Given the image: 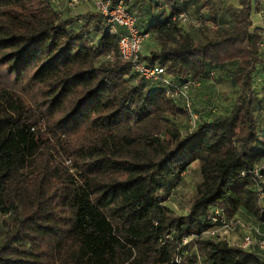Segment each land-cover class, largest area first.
Listing matches in <instances>:
<instances>
[{
  "label": "trees",
  "instance_id": "trees-1",
  "mask_svg": "<svg viewBox=\"0 0 264 264\" xmlns=\"http://www.w3.org/2000/svg\"><path fill=\"white\" fill-rule=\"evenodd\" d=\"M145 1L127 3L139 21L132 5ZM166 1L170 15L141 31L166 40L142 61L198 87L234 65L229 113L208 102L186 130L187 111L118 58L120 30L95 9L65 17L54 0H0V264H168L182 252V264H264V253L204 237L215 210L264 227V182L248 174L264 153L252 94L264 30L251 18L263 1L227 6L230 26L209 8L204 40L172 21L182 12ZM195 163V195L175 215L164 185Z\"/></svg>",
  "mask_w": 264,
  "mask_h": 264
},
{
  "label": "built area",
  "instance_id": "built-area-1",
  "mask_svg": "<svg viewBox=\"0 0 264 264\" xmlns=\"http://www.w3.org/2000/svg\"><path fill=\"white\" fill-rule=\"evenodd\" d=\"M66 1L71 7H73L81 3V1L87 0ZM91 2L94 4V9L106 19L107 24L111 25L114 29L116 28L120 30L116 46L118 58L121 61L128 63L131 71L141 78L160 82L168 86V96L175 101H179L181 106L187 111L189 127H195L199 122V117L202 114L201 109L203 108L198 110V107L193 105L190 101L189 91L196 86L198 87V84L192 81H186L180 85L169 83L168 80L163 77L164 70L161 67L149 66L141 60V50L145 38H147L148 35L141 32L138 26V18L127 10V3H130L131 0H117L115 2L112 0H91ZM172 21L176 22L178 25L189 24L195 29H200L208 25V22L201 17H192L185 12L174 16ZM107 59L112 58L108 57ZM206 110L214 112V109L211 106H207ZM248 174L259 181H262L264 178L261 174V168L259 167H254L248 172ZM259 197L261 198L262 194H260ZM209 219L213 225H217L209 228L208 231L204 233V237L217 240L218 242L225 237V234L228 231L232 230L235 221V219H226L219 210H215ZM189 241L190 239H183L181 245L185 246ZM238 247L249 252L263 254L264 227L256 224L250 226L249 233L243 237L242 242ZM185 254L186 252L180 254L176 253L168 264H182L186 257Z\"/></svg>",
  "mask_w": 264,
  "mask_h": 264
},
{
  "label": "rangeland",
  "instance_id": "rangeland-1",
  "mask_svg": "<svg viewBox=\"0 0 264 264\" xmlns=\"http://www.w3.org/2000/svg\"><path fill=\"white\" fill-rule=\"evenodd\" d=\"M178 2H181V8L182 11L187 12L192 17L196 16H204L201 17L203 20L212 19V13L208 12L209 8H213L215 10V17L217 18V24L220 26H230L231 25V19L229 18L227 12L225 11V8L227 6H234L238 7V1L239 0H207V3L209 4V7L203 6L202 0H177ZM262 8L259 10H255L253 12V23L255 26L262 28L264 30V0H262ZM65 5L67 9L70 12H79L81 9V6L87 7L85 9H94V4L91 2V0L87 1H81V3L77 4L76 6L71 7L67 1L65 0ZM140 8V9H139ZM135 8V11L138 12L140 16V21L138 20L139 25L142 23V27H140L142 32H147L146 30L149 28L150 24L153 23L155 20H164V16L160 13L161 11L154 12L155 6H146L145 4L140 7ZM151 9V12H148V9ZM157 9V8H156ZM140 10V11H139ZM149 15V16H148ZM184 29L191 33L192 37L195 40H204L205 38H208L212 35V26L209 25L207 28L201 31L193 30L192 26H189V24H183ZM183 30V32H186ZM198 30V29H197ZM192 31V32H191ZM264 36V33H263ZM166 40L165 37H162L160 33L153 32L150 33L147 38H145V41L143 43L144 46L152 45V47L149 48V50L152 48L154 50H159L160 45L164 43ZM142 47V48H143ZM262 48L264 50V41L262 44ZM143 50V49H142ZM142 54V53H141ZM233 68L234 65H228L227 68V75L226 81L224 83L225 90L224 93H217V97L220 95H224L227 97H234V87L232 82V75H233ZM221 72V71H220ZM222 73V72H221ZM219 72L216 71L213 79L211 82H213L214 86L216 85L215 82H219ZM209 84V83H208ZM210 84L211 86L213 85ZM207 84H204L203 87H206ZM209 85V86H210ZM204 89L205 88H201ZM190 101L193 103L195 107L200 106V108H203L208 102H211L213 104L214 98H208L207 95L205 96H198L195 95L194 90L190 89L189 91ZM232 102V100L230 101ZM229 102V105H230ZM220 116V115H219ZM178 125L180 126L179 129L186 130L188 125V120L186 121H179ZM70 162L67 161L66 165H68ZM200 176L198 172L197 164H193L191 167H189L186 174L183 175L182 180L176 183H165L164 185V195L165 201L164 206L169 209L170 212H172L175 215H185L188 211V207L195 195V186L199 183ZM264 182V178H263ZM172 185V186H171ZM173 187V188H172ZM173 189V192L171 194L170 189ZM171 189V190H172ZM253 225V222L247 214H239L233 224L232 230L228 231L225 234V237L221 239L219 242H224L228 245H236L239 246L242 242L243 237L249 233V227ZM3 234V228H2V220L0 218V240L2 238ZM214 240V239H213ZM217 241V240H215Z\"/></svg>",
  "mask_w": 264,
  "mask_h": 264
},
{
  "label": "crops",
  "instance_id": "crops-1",
  "mask_svg": "<svg viewBox=\"0 0 264 264\" xmlns=\"http://www.w3.org/2000/svg\"><path fill=\"white\" fill-rule=\"evenodd\" d=\"M64 1L65 0H54L53 5H54L55 9L57 11L61 12V14L65 17L66 16H76V15L84 14V13L91 12L94 10L93 8L85 9L87 7L81 6L80 7L81 10L79 12H70L67 9ZM148 1H150L152 4L148 3ZM172 1H170V3H172ZM174 1L176 3V7L178 8V10L180 12H183L182 8H181L182 6L180 4L181 2H178L177 0H174ZM142 4L143 5L145 4L146 6H148V5L155 6L154 12L156 13L157 11H161L160 13L165 18L167 16H169L171 13L169 5L167 4L166 0H147V1H145V3H142ZM137 7L138 6L133 3L132 11L137 12V11H135V8H137ZM150 10L151 9L149 8L148 12H151ZM254 16L255 15L252 14V17H251L252 21H253ZM253 25H254V23H253ZM178 26L182 31L185 30L183 25H178ZM189 26H191V25H189ZM140 27H142V23L140 24ZM255 27H257V26H255ZM192 29L198 31L195 28H192ZM150 33H153V32H149V34ZM185 33L192 36L191 33H188L187 31ZM150 47H152V45L144 46L142 48L143 49V50H141L142 56L148 55L151 51H156L153 48H152V50L151 49L149 50ZM226 68L223 67L221 69L223 71L219 70L220 78H219V82H215L216 83L215 86H214L213 82H211V81H203L202 82L203 84H201V86L192 89V90H194L195 95H198V96L207 95L208 98H214V102L212 105L215 106L217 113L222 114V115L229 113V111L233 105V101H234V97H227L224 95H220L219 97H217V93H224V91H225L223 89H225L224 83H225L226 78H227L226 77L227 73L225 72ZM211 83L213 84L212 86L210 85ZM204 84H207L206 87H203ZM201 88H205V92H204V89H201ZM252 94H253V98L255 101V115L257 118V122H258V142L256 143L255 148H256L257 152L261 153L262 152V150H261V139H262V136L264 134V50H263V48H261L260 62L256 65V69H255V72L253 74ZM231 100H232V102H230ZM229 102H230V105H229ZM256 167H259L261 169L264 168V153H262V156L258 159V161L256 163Z\"/></svg>",
  "mask_w": 264,
  "mask_h": 264
}]
</instances>
